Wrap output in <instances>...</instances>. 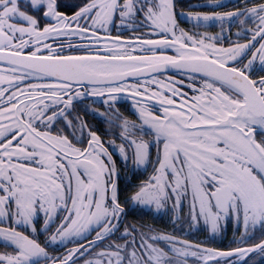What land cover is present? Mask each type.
Listing matches in <instances>:
<instances>
[{
    "label": "snow or ice",
    "instance_id": "6c2138e0",
    "mask_svg": "<svg viewBox=\"0 0 264 264\" xmlns=\"http://www.w3.org/2000/svg\"><path fill=\"white\" fill-rule=\"evenodd\" d=\"M244 4L179 13L194 27L220 25L208 35L180 27L176 0H0V243L12 248L0 264H248L250 254L264 256V74H254L257 65L264 73V0ZM233 25L237 40L224 47ZM88 97L102 98L120 121L119 145L106 147L86 122L69 119ZM123 97L136 121L115 108ZM109 147L135 170L152 166L125 203L157 211L171 203L174 222L186 206L189 225L203 221L211 237L234 221L242 246L221 250L135 224L121 232L126 212ZM52 225L46 245L76 243L55 258L36 238Z\"/></svg>",
    "mask_w": 264,
    "mask_h": 264
},
{
    "label": "flooded vegetation",
    "instance_id": "af4514ba",
    "mask_svg": "<svg viewBox=\"0 0 264 264\" xmlns=\"http://www.w3.org/2000/svg\"><path fill=\"white\" fill-rule=\"evenodd\" d=\"M72 2V0H61L62 3ZM221 6L218 8H212L209 7V0H176V11H177V20L181 28L188 32H199V33H207L208 35H217L221 33V27L219 24H202L199 27H194V22H191L187 20L184 16H180V12L184 13H207L212 11H219V12H227V11H234L237 8H243L245 6L244 0H220ZM23 8V5H21ZM62 11H67L71 13L73 9H61ZM120 23L119 20L116 21V24ZM41 23L43 24L44 21L42 20ZM229 25L225 24L224 28L228 29ZM238 27L236 25L231 26L230 32L225 31L224 37L225 39L222 41V45L224 47H228L230 41L237 40V36L235 35L238 31ZM112 35L115 36L118 34L117 28L113 27L111 29ZM120 33L128 37L132 35L130 31L120 29ZM139 34V33H137ZM241 42L243 41V37L240 38ZM169 54H172L171 52ZM254 74H264V73H258V65H257V72ZM102 98L97 97H88L81 103L76 104L75 111L69 116V119H73L74 117H79L87 124V129H90L91 131H95L101 139L105 142V146H108L109 141H115L116 145H119L122 141L119 138V133L121 129L118 127L120 121L116 120L114 118V112H110L107 109V106L104 105L101 102ZM132 101L128 99L127 97L121 98L116 105L115 108L118 109L119 113L122 114L123 117L127 118L130 121H136L137 117L134 114V111L131 107ZM111 121V123L109 122ZM75 123V121H74ZM57 129H62L65 135L69 136V139H72V132L73 129L67 128L64 126V123L61 122L56 125ZM87 129L84 132V145L77 144L78 147L85 146L87 143ZM76 137H80V131L79 127L77 126ZM146 139L148 137H145ZM75 143V141H74ZM109 151L113 152V157L116 160V165L119 171V178H118V187L120 189V201L122 205L125 207L126 215L123 218V223L120 225L121 232L123 231V228L125 225H132L135 224L138 228L143 225L145 226L142 230L148 229V226L155 229L157 231L159 225V229H164V231H168V225L169 224H177L178 222H184V211L181 214V219L179 221H172L171 220L174 216L171 203H169L167 206L169 208L170 217L166 218H158L156 213L153 211L155 210V206H152L151 208H145L137 206L133 208V206L130 203H125L126 198L131 194V192L134 190V185L139 184L142 180L147 179L152 174V166H147L146 170L144 168H141L139 170L134 169V165L132 161L130 160L127 165H125L122 160L119 157V153L115 148L109 147ZM154 155V150H153ZM35 226L37 229H40L43 227V216L41 214V217L39 218L38 222H36ZM21 231H25V234H29L31 232L30 227H21ZM55 230V225H52V228L49 233H43V232H37L36 238L41 243L42 246L46 247L47 252L49 253V256L55 258L63 256L66 251L71 249L72 247L76 246L75 242L72 241H65L64 243H56L51 245H46L45 241L48 237V235L51 234V231ZM261 229H258L260 232ZM258 234V233H257ZM255 234V236L257 235ZM261 235V232L258 234V236ZM95 236V233H92L88 239H92ZM120 236V233H116V236H114L112 239H116ZM257 236V237H258ZM223 242H220L218 245L219 247L226 246L224 249H230L235 248L242 245H237L233 242V238H226ZM119 242H123L120 240ZM251 243V242H250ZM215 247V248H219ZM11 252V247H5L3 243H0V252ZM39 264H52L51 260H44L41 259L39 261ZM77 264H83V260H78Z\"/></svg>",
    "mask_w": 264,
    "mask_h": 264
},
{
    "label": "rangeland",
    "instance_id": "374dc122",
    "mask_svg": "<svg viewBox=\"0 0 264 264\" xmlns=\"http://www.w3.org/2000/svg\"><path fill=\"white\" fill-rule=\"evenodd\" d=\"M68 1H66L67 3ZM67 10V9H66ZM119 24V22H118ZM156 210V209H155ZM156 213L158 218H166V217H170V212H169V208L168 206L160 209L159 211H153ZM182 214V213H181ZM180 214V215H181ZM174 220V216L171 220ZM237 226L235 224L234 221H230V222H221V231L215 235L214 237H211V234L208 230V228L204 225L203 221H200L198 224L194 225V226H190L189 222L187 220V207L185 206L184 208V222H178L177 224H175L173 227H170L168 225V231H164V229H157L156 232L159 233H169V234H173L179 238L182 239H187L193 242H200V241H207V246L209 247H219V243L223 242L225 240L224 237L226 238H233L234 236H239L240 232L236 230ZM259 227H257L256 233H260L262 230H260V232L258 231ZM143 231H147V229H144ZM242 231V228H241ZM161 246H164L163 243H161ZM262 258L264 259V256H261L258 253H253L251 254L247 261L248 264H250L251 260H257V261H261ZM254 264L257 262H253ZM189 264H193L192 260H189ZM261 264V263H259Z\"/></svg>",
    "mask_w": 264,
    "mask_h": 264
},
{
    "label": "trees",
    "instance_id": "16d2710c",
    "mask_svg": "<svg viewBox=\"0 0 264 264\" xmlns=\"http://www.w3.org/2000/svg\"><path fill=\"white\" fill-rule=\"evenodd\" d=\"M158 226V228H159V225H157ZM169 226L170 227H172V224H169ZM259 234V233H258ZM258 234L256 235V237L258 236ZM260 236H258L257 237V241H255V242H258V238H259ZM252 243V242H251ZM223 248H226V246H223ZM261 264H264V262H261Z\"/></svg>",
    "mask_w": 264,
    "mask_h": 264
}]
</instances>
